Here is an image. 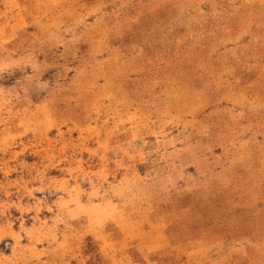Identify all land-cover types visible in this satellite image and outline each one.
Wrapping results in <instances>:
<instances>
[{
  "label": "rangeland",
  "instance_id": "1",
  "mask_svg": "<svg viewBox=\"0 0 264 264\" xmlns=\"http://www.w3.org/2000/svg\"><path fill=\"white\" fill-rule=\"evenodd\" d=\"M0 264H264V0H0Z\"/></svg>",
  "mask_w": 264,
  "mask_h": 264
}]
</instances>
